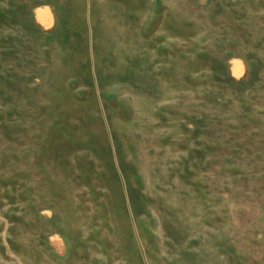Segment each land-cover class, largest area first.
<instances>
[{
    "label": "rangeland",
    "instance_id": "rangeland-1",
    "mask_svg": "<svg viewBox=\"0 0 264 264\" xmlns=\"http://www.w3.org/2000/svg\"><path fill=\"white\" fill-rule=\"evenodd\" d=\"M0 264H264V0H0Z\"/></svg>",
    "mask_w": 264,
    "mask_h": 264
}]
</instances>
